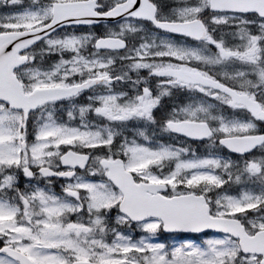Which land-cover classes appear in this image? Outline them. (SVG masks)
<instances>
[{
  "label": "snow or ice",
  "instance_id": "6c2138e0",
  "mask_svg": "<svg viewBox=\"0 0 264 264\" xmlns=\"http://www.w3.org/2000/svg\"><path fill=\"white\" fill-rule=\"evenodd\" d=\"M0 9V264H264V0Z\"/></svg>",
  "mask_w": 264,
  "mask_h": 264
},
{
  "label": "rangeland",
  "instance_id": "374dc122",
  "mask_svg": "<svg viewBox=\"0 0 264 264\" xmlns=\"http://www.w3.org/2000/svg\"><path fill=\"white\" fill-rule=\"evenodd\" d=\"M0 11H2V9H0Z\"/></svg>",
  "mask_w": 264,
  "mask_h": 264
}]
</instances>
